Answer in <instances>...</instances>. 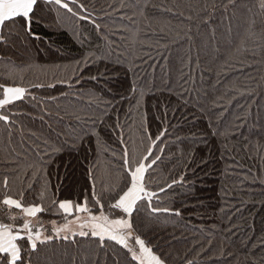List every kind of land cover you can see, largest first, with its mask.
I'll list each match as a JSON object with an SVG mask.
<instances>
[{
  "label": "trees",
  "instance_id": "16d2710c",
  "mask_svg": "<svg viewBox=\"0 0 264 264\" xmlns=\"http://www.w3.org/2000/svg\"><path fill=\"white\" fill-rule=\"evenodd\" d=\"M81 2L101 31L42 0L32 24L37 38L19 24L3 29L0 83L15 82L36 97L18 102L24 115L17 117V129L24 127L13 132L11 143L0 124V181L8 177V194L23 190L26 203L51 207L52 199L90 195L92 170L96 191L106 195L122 182L119 137L142 152L147 141L141 142V123L153 133L167 129L158 144L162 163L149 169L150 188L158 191L183 175L182 185L153 199V206L181 215L152 213L142 202L134 214L138 230L168 264H264V12L258 0ZM49 82L56 87H31ZM37 105L47 106L45 120L61 141L76 139L82 129L98 136L53 153L55 137L42 143L47 125ZM101 113L103 123L93 124L89 118ZM34 141L52 153L43 157V171ZM40 218L49 229L51 219L63 223L51 212ZM97 259L113 264L111 249L105 256L94 238L77 236L75 243L57 239L43 246L34 264Z\"/></svg>",
  "mask_w": 264,
  "mask_h": 264
},
{
  "label": "snow or ice",
  "instance_id": "6c2138e0",
  "mask_svg": "<svg viewBox=\"0 0 264 264\" xmlns=\"http://www.w3.org/2000/svg\"><path fill=\"white\" fill-rule=\"evenodd\" d=\"M44 5L56 6L57 9H63L66 14H70L80 21H88L92 23L98 31H101L100 25L88 7L81 0H42ZM234 0H229L233 3ZM40 0H0V44H5L7 38L3 35V29L11 25L19 24L23 30L37 38L32 32V24L37 20V13L43 11L39 6ZM258 7L261 12H264V0H258ZM51 11V9H49ZM231 31V29H229ZM213 39L215 34L213 33ZM90 61L89 57H85L82 63L86 66ZM81 69L78 67L77 71ZM89 79L95 81L97 76H91ZM77 78L75 83H79ZM61 84H66L67 87H72V81H59ZM32 88L43 89L56 87V82L33 83ZM67 95V93H61ZM95 96V94H92ZM142 95V93H141ZM31 97V101H35L36 97L31 95L29 89L15 82L12 84L0 83V124L4 131L11 137L14 131L23 130L24 125L20 124L17 129L18 116L24 115L21 104L18 102H29L26 98ZM50 100L57 99L56 97H48ZM218 105V102H216ZM219 106V105H218ZM43 109V115L39 119L47 125L46 135L42 143L49 145V140L56 147L52 149L53 153L62 151L66 145L71 143L73 148L77 147V140L82 144L85 137L97 135L94 129H82L80 135L71 141H61V133L57 132L52 127L51 123L45 120V117L50 115L46 105H37ZM105 113L95 118H89L93 124L97 120L103 123L102 117ZM222 115V113H221ZM33 120L37 117L32 116ZM62 119V117H61ZM79 119V118H78ZM116 127H120L118 124ZM142 136L141 142L145 140L147 143L142 152H138L135 147L130 148L128 142L119 137L122 147V155L120 156L122 169V182L116 185L115 188H109L107 194L98 193L95 187V175L92 170H89V176L92 177L91 192L77 199L65 198L62 200L52 199L51 207H45L43 203H26L24 191L19 192V196L9 195L11 191L9 179L7 176L0 181L4 193L0 196V264H34L41 248L52 244L59 239L64 242L75 243V237L93 239L98 245L101 252L107 256L109 249L112 251L113 264H121L120 257L123 256V264H168L166 258L157 250H154L151 242L142 235L136 224L134 214H139L140 205L147 204L149 211L152 213H168L175 216H180L179 210L170 208H162L153 206V199H159L160 193H167L177 184L184 183V176L174 178L170 183L160 187L158 191L150 188L151 174L149 169L153 166L159 167L158 162L162 163V154L164 148L158 147L162 142L167 129H157L156 133L151 132L141 123ZM31 135H36L31 133ZM39 140V136L37 137ZM35 144L37 155L41 157L40 170L43 171V165L47 161L43 160L44 156L52 158V153L47 149L40 151V144ZM5 164H14V160H5ZM146 175L148 179H146ZM48 186L45 185L40 193V199L45 198V193ZM97 212L94 213L93 209ZM51 212L54 216L60 217L63 223L55 219H51L49 223L51 228H46L43 220L40 218L42 213ZM71 238V240H70ZM115 246H119L118 248ZM99 264V260L95 261ZM186 264H193L191 259L186 261Z\"/></svg>",
  "mask_w": 264,
  "mask_h": 264
}]
</instances>
